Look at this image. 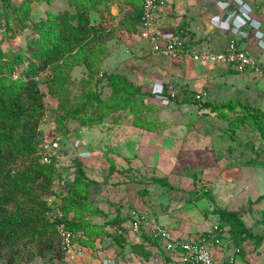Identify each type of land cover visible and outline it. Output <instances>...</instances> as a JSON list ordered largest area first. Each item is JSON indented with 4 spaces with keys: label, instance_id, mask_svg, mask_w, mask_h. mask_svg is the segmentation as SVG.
<instances>
[{
    "label": "rangeland",
    "instance_id": "rangeland-1",
    "mask_svg": "<svg viewBox=\"0 0 264 264\" xmlns=\"http://www.w3.org/2000/svg\"><path fill=\"white\" fill-rule=\"evenodd\" d=\"M32 1L31 3L28 0H0V55H3L0 57V61L4 67L3 73H10L12 76L16 72L17 75L21 73L23 63L25 62L24 57L29 56L28 42L38 37L34 33L32 26L24 29L22 27L24 23L28 26L33 22L46 20L49 12L70 9L67 0H53L51 4L46 2L38 3L37 0ZM123 5L132 4L125 0H120L117 3L103 6V13L101 14L98 13L97 15L95 11L91 12L92 25L102 24L108 35L105 45L107 51L106 63L103 65L104 68L99 75L90 76L89 71L84 65H78L71 72H67L70 69L66 65H63V71H60H66V74L63 76L67 77L68 80L64 86L52 83L53 74L56 72L52 67L41 73L37 78L38 82L36 84L45 95V105L48 112V121L46 123L41 122L38 137L42 141L49 137H55L60 142L57 161L62 165L61 168H58L60 171H58L52 187V191L58 192L59 196L64 193V188L74 185L77 179L78 167L75 161L79 158L77 156L78 150L74 148V143L77 140H81L77 139L75 134L82 123L81 120L77 119L68 120L66 118L63 122L59 120L67 117L68 114L81 104L90 103L91 98L94 100L101 98L104 102L114 96L113 88L106 86L105 77H100L101 74L106 76L107 71L116 74L125 71L127 77H132L133 74L130 71V67L131 70H135L137 75H141V72H144L141 66L142 60L145 58L141 53H133V49L136 47L134 45L135 38L139 39L142 46L149 43L140 37L138 33L139 29L133 26L132 21H128V25L122 24L124 17L128 16L127 19H133L136 12H138L132 7L128 9L123 7ZM70 10L72 11L73 9ZM18 61H20V64H18ZM154 61L156 62L157 60ZM205 66L208 67L209 65ZM240 75L242 77L238 76V78L236 75H230L227 80L223 81L228 84L232 83V87L226 89L224 97L227 96V90H229L238 99V106H240L239 104L246 105L248 112L244 115L231 112L228 115H223L224 117L222 115L221 117L214 116L217 117L215 120V123L218 125L217 127L222 128L227 137L226 139L229 140L227 147L221 148L219 155L218 152L213 153L214 157L219 156L218 159H215L213 155L211 157L207 155L208 159H203L205 154L212 151L209 150L212 146L203 150L205 145L210 144V138L209 135H204L205 137H203L201 134L203 130L199 131L200 122L195 120V118L199 117V114H195L196 107L192 105L199 106L202 103L196 102L194 96L192 100L176 102L172 100V103L168 105H171L170 107L167 106V108H164L166 110L161 109L160 111L156 107H162L155 104L157 103L155 100H139V103H143V105L141 104V112L139 111L140 114L135 120L137 123L144 121V112L151 113V110L154 109V114L162 113L163 111L164 114L162 116L168 119L167 124L169 127L170 123H173L176 128L181 130L177 132L178 137L174 136L173 139L179 140L180 144L183 139L179 161L182 163L181 159L186 156L188 157L186 159H189L190 163L187 164L186 168L179 163L176 172L178 173L179 167L183 166V171L187 170L188 180L187 178L178 180L181 176L175 177L176 180L174 179L172 183L178 187V191H149L148 188L150 186L158 184L157 180L161 183L170 182L167 179L156 178L148 180L150 182H145V174H156V171H153L154 168L152 169L151 167L149 169L144 167L140 169L138 168V164L132 167L125 163L124 166L120 165L121 169L115 168L112 172L113 174H109L110 171L108 172L106 168L98 173L92 172L93 169L85 171L83 183L86 185V191L85 196H82L83 203L88 204L89 207L97 208L104 213L103 216L85 215L87 221L90 224L94 223L93 225L96 226H103L108 220L113 221L116 217L120 220V217L123 216L134 222L131 216L132 211L145 210L140 205L144 206L147 201L162 200L163 197H175L176 200H182L183 202H187L188 200L189 203L193 204V210L195 211V213H191L190 215L199 213L204 220L210 222L211 226L218 223L224 228L226 237L228 238L227 250H231V254L227 256L229 264H233L234 259L238 255L242 257L240 264H264V112H260L256 108V105L259 103L257 100L259 97L256 96L259 88L256 90L254 82L248 84L250 78L254 79V75L250 73ZM219 83L223 85L222 81H219ZM233 83L238 84V91L237 89L235 91L237 86L233 85ZM64 94H67V105L61 106ZM92 95L94 97H91ZM243 99L246 100L243 102ZM126 113L123 111L121 115H116V112L111 113L109 110L102 112L103 115H108V120L116 121L118 124L126 122ZM82 119L83 121H87L86 118ZM133 120H129L128 124L133 123ZM162 125L164 124L162 123ZM190 127H193L194 130L186 138H183L185 133L182 130L184 131ZM58 128L63 129L64 132H57L56 129ZM161 128L164 132L166 127ZM212 134L219 135L216 132ZM166 142L170 143V141ZM83 143L85 144V142ZM128 147L132 154L131 145L128 144ZM188 152L190 154H187ZM108 153L110 154V151ZM222 157H227L228 160L234 158L236 161L247 160L249 163L254 161V169L251 173H247L244 179L233 181L234 184L230 183V181L209 180L207 179L208 176L205 179L203 168H207L208 165H217ZM117 160L119 162L127 161V159L122 158H117ZM105 161L106 166L111 165L112 168L117 166L115 161H107V159ZM83 169L85 168L83 167ZM87 173L89 176H86ZM3 183L5 182L0 180V191L5 188ZM194 187L196 189H193ZM182 188H190L192 190L182 191L180 190ZM203 189L209 191V195L213 200L211 199V201L208 198L209 201L206 199L207 201H201L199 204L193 203L194 200H198L195 194L202 192ZM249 190L259 191L260 196L253 200L250 199L245 205L239 206L235 210V207H237L235 206L236 202H239L238 200L243 198L242 194L245 195ZM195 217L191 218V216H188L192 222H195ZM237 220L240 223H244L243 225L250 232L251 237L245 235L246 238L244 240L239 239L240 237L234 238L235 232H239ZM109 226L115 227L112 224ZM120 228L125 230L121 225ZM101 229L99 228L95 232L102 233L107 238H114L118 245L115 250L116 254L119 257L123 256V264H129L127 259H125L126 253L138 260L140 257L145 258L143 255L145 252L144 246L136 242V237L107 233L105 226L102 229L103 231ZM142 232L143 237L148 238L149 229H144ZM240 234L243 235L244 233ZM248 247H250V250L244 256L243 250L248 249ZM39 250L40 247L37 245L16 250L0 247V264H74L71 258H67L69 255L64 253L63 259H61L62 255H58L57 246L55 250L47 251L43 257L38 256L37 252ZM162 255L164 256V254ZM246 255L249 257L246 258ZM95 256H93V259L91 258L92 261L96 260L97 257ZM104 261L105 259H102L103 263Z\"/></svg>",
    "mask_w": 264,
    "mask_h": 264
},
{
    "label": "crops",
    "instance_id": "crops-1",
    "mask_svg": "<svg viewBox=\"0 0 264 264\" xmlns=\"http://www.w3.org/2000/svg\"><path fill=\"white\" fill-rule=\"evenodd\" d=\"M232 1L233 0H163V4L157 14V27L162 31L168 29L184 30L187 34L188 41L197 51H223L228 44V31L224 23V8L232 3ZM123 7L128 9L132 7L135 9L132 5H123ZM137 11L141 12L140 9ZM244 13L248 19L255 18L264 24V0H249ZM96 14L98 15L97 12ZM127 18L128 16L123 19ZM137 28L139 29V25ZM257 36L256 31L251 30L250 39H243L242 46L250 50L260 61L264 62V48L259 45ZM135 39L136 41L134 45L136 47L133 49V53H141L145 58L142 60L141 66L144 72H141V75H137L135 70H131L130 67V71L133 74L132 77H127L125 71L120 74L126 76L136 87L142 88V94L138 95L136 99L152 101L155 100L156 94L165 93L170 95L175 102L185 101L192 100L195 94L205 91L207 93L205 103H209L213 108L211 110H204L200 106L192 105L193 107H196L195 114H199V117L195 118V120L200 122L199 131L203 130L201 133L203 137H205L204 135H209L210 138V144L205 145L203 150L212 146L209 150H212L213 152L210 151L208 154H205L203 159H208V156L211 157L214 152H218L219 155V151L221 148L225 146L227 147L229 140L226 139L227 137L222 131V128L217 127L218 125L215 123L217 117L214 116L217 115L218 117H221V115H228L231 112L242 115V111L244 110L241 106H238L234 111H230L229 108L216 109V107L222 106L228 102L237 103L238 100L235 98L234 94L229 92V90H227V96L224 97V95H226V89H228V87L231 88L232 83L228 84L223 81L227 80L230 75H236L237 78L238 76L242 77V75L231 71L225 65H209L207 67L192 62L174 63L168 61L167 59L154 54L148 43V45L142 46L139 39ZM154 60L157 61L155 62ZM134 79H136V81H134ZM249 80L248 84L254 82L256 90L259 88L256 95L259 97L257 98L259 103L256 105V108L259 109L260 112H264V81L255 76L254 79L250 78ZM219 81H222L223 85H221ZM160 83L162 84L160 85ZM233 85L237 86L235 91L236 89L238 91V84L233 83ZM215 93H217V95H215ZM233 96L234 98H232ZM245 100L246 99H243L242 101L244 102ZM155 104L161 106L158 102ZM157 107L156 109H159V111L167 108V106H161L162 108ZM151 111V113H147L148 121L156 124L151 131L146 128H137L132 123L128 124L129 120H133V116L128 117L126 122H123L122 124H118L116 121L107 120L104 123L93 127H79L76 130L77 132L75 135L77 136V139H81L86 144L84 149L79 150L81 157H78L85 168L84 171L87 172L93 169L92 172L98 173L106 168L108 172L110 171L109 174H113L112 172L115 168L121 169L120 165L124 166L126 163L133 167L135 164H138V168L140 169L143 167L149 169V167H151L152 169L154 168V172L156 171V174H145V182H150L148 180H151L152 178L167 179L170 181L169 183H161L157 180L158 184L150 186L148 188L149 191H178V187L174 185L172 181H174L176 176H181L178 180L187 178V170L183 171V169L190 163L189 159H186L188 158L186 156L181 159L182 163L179 161L183 139L180 144L179 140L173 139V137H178L177 132H180L181 130L176 128L173 123H170L169 127L167 124L168 119L162 116V114H164L163 111L158 114H154V109ZM162 123L164 125H162ZM161 127H166L164 132L161 130ZM192 130H194L193 127L184 131L182 130V132L185 133L183 138H186L189 133H192ZM214 132L219 135L214 134V136L212 134ZM166 141H170V143H167ZM128 144L132 147V154L129 151ZM108 151H110V154ZM187 154L190 153L188 152ZM105 158L107 161H115L117 166L113 168L111 165L106 166ZM117 158L127 159V161L119 162ZM214 158L218 159L219 156ZM179 163L184 165V168L183 166H180L177 173L176 168ZM253 163L254 161L249 163L247 160L236 161L234 158L228 160L227 157H222L217 165H208L207 168H203V173L205 174V179L206 176H208L207 179L209 180L230 181V183L234 184L233 181L244 179L247 173L252 172L254 169ZM86 176H89V174L87 173ZM193 189L196 188L194 187ZM180 190L191 191L192 189L182 188ZM249 191L246 192L245 195L242 194L243 198H240L241 200L236 202L235 206L237 207H235V210L239 208V206L245 205L250 199L253 200L260 196L259 191ZM206 199L208 200V198L194 200L193 203L199 204ZM188 203V200L187 202H183L182 200H176L175 197H163L162 200L147 201L144 206L142 204L140 206L148 211L149 216L154 222L169 228L181 239L190 240L210 232L213 225L211 226L210 222L204 220L199 213L190 215L191 213H195V211L193 210V204ZM188 216H191V218L196 216L194 220L195 222H192ZM120 218L123 220L121 226L122 228H125V230L121 229V231L123 230L121 234L136 237V242L142 244L145 251L151 252L149 259H146V257H140L139 260L134 256L130 257L126 253L127 256L125 259H127L129 264H154L153 256L156 252H159L161 255L164 254L157 264H181L178 260L173 259L168 253H166L160 245L154 243L149 235L147 238L143 237L142 231L141 233H135L132 229V222L130 220L123 216ZM142 230H144V228ZM97 239L100 241L102 251H99L96 246L93 245L92 252L86 257L82 259L71 257V261H73L74 264H91V262L92 264H104L102 259H116L118 264H123V256L119 257L118 254H116L115 250L118 245L113 237L107 238L102 235ZM225 240L227 244L225 247H218L214 250L217 264H229L227 256L231 254V250H227L228 238L226 237ZM249 248L250 247L243 250L244 256L249 252ZM93 256L97 257L94 261H92ZM248 257L249 256L246 255V258ZM241 258L242 257L238 255L234 259L236 262L233 261V264H240Z\"/></svg>",
    "mask_w": 264,
    "mask_h": 264
},
{
    "label": "trees",
    "instance_id": "trees-1",
    "mask_svg": "<svg viewBox=\"0 0 264 264\" xmlns=\"http://www.w3.org/2000/svg\"><path fill=\"white\" fill-rule=\"evenodd\" d=\"M119 1L67 0L72 11L64 9L49 12L46 20L36 21L28 26L24 23L22 26L24 29L32 26L38 37L28 42L29 56L24 57L21 73L17 75L16 72L13 76L10 73H3L4 67L0 61V180L5 182L3 183L5 188L0 191V247L16 250L37 245L40 247L37 254L43 257L47 251L55 250L57 246L58 255H62L61 259H63L64 254L57 232L48 220L46 198L53 192L52 187L58 169L54 165L43 164L39 156V145L42 141L38 137L39 128L43 119L48 116V112L45 95L36 84L37 78L52 67L56 70L52 83L64 86L68 80L63 76L66 71H60H63V65L70 69L67 72H71L78 65H84L90 76L99 75L106 63L105 45L108 35L102 24L92 25L91 12L101 14L103 6ZM125 1L131 3L136 10H141L140 0ZM28 2L33 1L28 0ZM37 2L51 4L53 0H37ZM140 15V11L136 12L133 19H122V24L128 25V21H132L133 26L137 28ZM100 77H105V84L113 88L114 96L104 102L101 98L96 100L91 98L90 103L81 104L67 117L61 118L60 122L65 121L66 118L77 119L82 121L81 126L93 127L109 119L108 115H103L102 112L109 110L111 113L116 112V115H121L125 111L127 112L125 117L133 116L132 124L135 127L150 131L154 129L156 124L148 121L147 112L143 113L145 116L143 122L135 121L141 112L140 106L143 105L136 99L142 94V88L136 87L121 74L107 71L106 76L101 74ZM62 97L64 99L61 106H66L67 94ZM239 105L244 109L242 115L246 114L247 106ZM199 106L204 110L213 108L207 102ZM237 107L238 102H228L216 109L229 108L230 111H234ZM82 118H86L87 121H83ZM56 131L64 132L61 128ZM75 163L78 167L77 179L62 196L61 206L69 228L73 231L83 230L92 239L103 235L95 231L99 228L103 229L104 226L112 224L120 228L123 220H119L118 217L113 221L108 220L103 226H96L87 221L85 215L103 216L104 213L83 203L82 196H85L86 191V185L83 183L85 171L79 159ZM209 194L207 189H203L195 196L197 199L211 200ZM237 222L239 232H235L234 238L240 237L239 239L244 240L246 236L251 237L244 223L238 220ZM143 255L149 259L151 252L145 251Z\"/></svg>",
    "mask_w": 264,
    "mask_h": 264
},
{
    "label": "built area",
    "instance_id": "built-area-1",
    "mask_svg": "<svg viewBox=\"0 0 264 264\" xmlns=\"http://www.w3.org/2000/svg\"><path fill=\"white\" fill-rule=\"evenodd\" d=\"M142 4L139 22V35L146 40L153 53L174 63L192 62L199 65H226L231 71L237 74L250 73L264 81V62L260 61L247 48L242 46V40L251 37V30L256 31L259 45L264 48V24L255 18L248 19L244 10L248 6L249 0H233L224 8V23L228 31V44L223 51H197L187 39V34L182 29L160 30L157 27V14L163 4V0H140ZM15 75V74H14ZM162 83H160L161 85ZM207 93L201 91L194 95L195 101L205 103ZM155 101L165 107L172 103V98L168 94H156ZM46 116L43 123L47 122ZM81 142L76 146L82 147ZM60 143L58 139L47 138L39 145V156L45 165H54L61 168V163L57 161ZM68 187L64 188V193L53 191L46 198L48 206V220L54 225L60 241V247L67 258H84L93 250L95 245L102 251L100 241L92 239L83 230L73 231L69 228L62 212V196L66 194ZM134 222L132 229L135 233H141L142 229H149V237L154 243L168 253L173 259L181 264H217L214 250L218 247H225L226 234L220 224L213 225L210 232L197 238L183 240L176 236L169 228L154 222L147 210L132 211ZM107 233L121 234V228L105 227ZM162 258L159 252L153 256V263L157 264ZM67 262H69L67 260ZM70 264V263H68ZM72 264V263H71ZM104 264H118L116 259H105Z\"/></svg>",
    "mask_w": 264,
    "mask_h": 264
},
{
    "label": "clouds",
    "instance_id": "clouds-1",
    "mask_svg": "<svg viewBox=\"0 0 264 264\" xmlns=\"http://www.w3.org/2000/svg\"><path fill=\"white\" fill-rule=\"evenodd\" d=\"M141 2V1H140ZM141 9H142V4H141ZM141 16V15H140ZM48 117V116H47ZM47 121H48V119H47ZM49 138H55V137H49ZM55 139H57V138H55ZM59 140V139H58ZM77 142H81L83 145H82V147H77L76 146V144H77ZM60 143V142H59ZM86 147V145L83 143V141L82 140H77V141H75V143H74V148L76 149V150H78V157H81V153L79 152V150H81V149H84ZM58 171H59V169H58Z\"/></svg>",
    "mask_w": 264,
    "mask_h": 264
}]
</instances>
